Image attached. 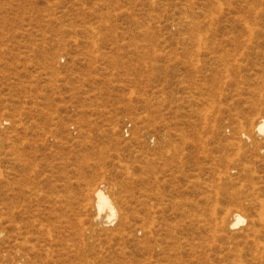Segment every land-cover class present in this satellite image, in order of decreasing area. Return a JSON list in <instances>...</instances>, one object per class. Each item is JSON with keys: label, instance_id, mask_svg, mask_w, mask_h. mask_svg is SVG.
<instances>
[{"label": "rangeland", "instance_id": "374dc122", "mask_svg": "<svg viewBox=\"0 0 264 264\" xmlns=\"http://www.w3.org/2000/svg\"><path fill=\"white\" fill-rule=\"evenodd\" d=\"M261 119L264 0H0V264H264Z\"/></svg>", "mask_w": 264, "mask_h": 264}, {"label": "bare ground", "instance_id": "6f19581e", "mask_svg": "<svg viewBox=\"0 0 264 264\" xmlns=\"http://www.w3.org/2000/svg\"><path fill=\"white\" fill-rule=\"evenodd\" d=\"M155 0H151V2L154 3ZM186 2V1H185ZM183 3V2H182ZM180 4V3H178ZM169 7V6H168ZM183 7V6H182ZM176 9V8H175ZM189 9V8H188ZM182 13V12H181ZM148 16V15H147ZM184 15H182L183 17ZM181 17V18H182ZM152 19V18H151ZM183 19V18H182ZM156 20V19H155ZM183 21V20H182ZM148 23V22H147ZM150 24V23H149ZM186 24V23H185ZM197 28V27H196ZM197 36V35H196ZM255 130L256 133H258V135H264V119L258 120L256 125H255ZM96 206H97V210L98 213H101L103 211H107L108 215L107 217L110 218L115 214V208L113 207L114 205H112V202L110 201V199H108V197L101 191V190H97L96 191ZM117 213V212H116ZM104 221V220H103ZM107 222V220L105 221ZM241 222H243V218L240 214L235 213L232 217L231 222L229 223V226L234 227L237 226L238 224H240ZM223 226H225L227 224V222H222Z\"/></svg>", "mask_w": 264, "mask_h": 264}]
</instances>
